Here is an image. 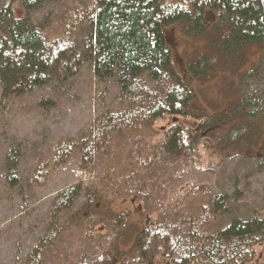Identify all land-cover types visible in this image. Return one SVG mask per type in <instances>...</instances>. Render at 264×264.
Instances as JSON below:
<instances>
[{
	"label": "trees",
	"instance_id": "trees-1",
	"mask_svg": "<svg viewBox=\"0 0 264 264\" xmlns=\"http://www.w3.org/2000/svg\"><path fill=\"white\" fill-rule=\"evenodd\" d=\"M182 2L97 0L33 26L14 20L12 1L5 10L11 25L0 20V110L7 101L49 85L64 91L77 80L86 60L93 61L99 80L118 74L126 108L109 111L93 139H67L51 148L53 166H64L76 150L82 152L83 169L92 165L95 156L110 166L102 174V189L91 192L80 225L84 238L102 249L93 264H116L123 255V264H155L160 256L170 264H252L258 257L264 218L253 214L248 222L234 221L227 197L204 187L166 207L155 224L142 228L131 250L120 248L130 214H115L112 206L131 196L156 211L165 206L169 187L199 163L198 138L191 132L197 130L174 124L157 145H149L144 137L165 115L205 119L190 111L196 94L176 68L168 30L182 23L187 36L203 35L209 29L205 16L209 8L227 25L228 43L264 46V0H194L192 9H185ZM43 3L22 0L28 12ZM85 26L92 31L87 56L80 53L78 41ZM203 63L204 68L201 62L189 64L192 76L211 68L206 59ZM39 107L48 111L50 102H41ZM209 118L207 131L214 132L237 117L232 109ZM49 172L48 167L35 170L30 184L47 182ZM80 194L77 187L58 195L53 216L73 208ZM99 217L107 222L104 238L103 231L96 233ZM57 237L52 232L47 235L34 251L35 261L30 258L27 264L42 263L47 257L45 247L52 246Z\"/></svg>",
	"mask_w": 264,
	"mask_h": 264
},
{
	"label": "rangeland",
	"instance_id": "rangeland-1",
	"mask_svg": "<svg viewBox=\"0 0 264 264\" xmlns=\"http://www.w3.org/2000/svg\"><path fill=\"white\" fill-rule=\"evenodd\" d=\"M12 1L14 20L39 26L69 9L87 7L97 0H44L32 12L26 11L22 0H0V20L8 25L5 10ZM182 1L185 9H192L194 0ZM205 16L209 29L203 35L187 36L182 23L167 33L176 68L196 94L190 111L205 119L165 115L144 136L149 145H157L174 124L197 130L191 132L198 138L199 163L169 187L165 206L156 211L131 196L112 206L115 214H130L120 240L123 252L132 249L143 227L155 224L166 207L196 188L226 196L234 221L248 222L253 214L264 218V46L236 44L233 40L228 43V27L220 15L208 8ZM91 33V28L85 26L78 35L83 56L90 53ZM204 59L211 68L198 77L192 76L189 64L201 62L204 68ZM122 91L118 74L99 80L93 61L86 60L77 80L64 91L49 85L7 101L0 110V264H27L30 258L34 262V251L51 232L58 237L52 246L45 247L47 257L39 264H93L99 259L102 249L84 238L80 225L91 192L102 189V174L110 166L95 156L92 165L83 169L79 150L64 166H53L51 148L67 139H93L105 125L109 111L126 108ZM2 93L0 88V97ZM41 102H50V110L41 109ZM232 109L236 119L214 132L207 131L209 117ZM118 141H112V146ZM45 167L50 168L47 182L31 185L29 178L35 170ZM77 187L81 194L74 207L59 217L53 216L57 196ZM106 223L102 217L96 223V233L103 231L101 238L108 232L104 231ZM260 238L263 241L252 264H264V236ZM124 259L125 255L117 258L116 264H123ZM155 264L170 263L160 256Z\"/></svg>",
	"mask_w": 264,
	"mask_h": 264
}]
</instances>
